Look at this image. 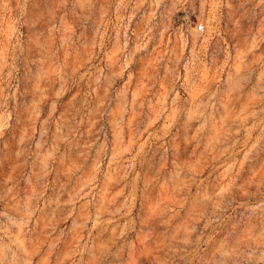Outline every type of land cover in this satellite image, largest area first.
I'll return each mask as SVG.
<instances>
[{
  "label": "rangeland",
  "instance_id": "rangeland-1",
  "mask_svg": "<svg viewBox=\"0 0 264 264\" xmlns=\"http://www.w3.org/2000/svg\"><path fill=\"white\" fill-rule=\"evenodd\" d=\"M0 264H264V0H0Z\"/></svg>",
  "mask_w": 264,
  "mask_h": 264
}]
</instances>
